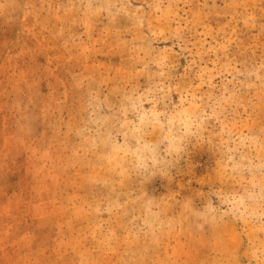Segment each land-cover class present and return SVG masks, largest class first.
<instances>
[{
	"label": "rangeland",
	"instance_id": "obj_1",
	"mask_svg": "<svg viewBox=\"0 0 264 264\" xmlns=\"http://www.w3.org/2000/svg\"><path fill=\"white\" fill-rule=\"evenodd\" d=\"M0 264H264V0H0Z\"/></svg>",
	"mask_w": 264,
	"mask_h": 264
}]
</instances>
